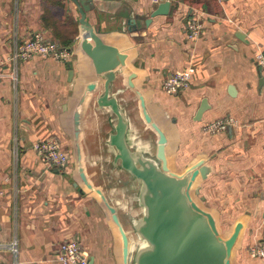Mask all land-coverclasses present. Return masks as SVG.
<instances>
[{
	"label": "crops",
	"instance_id": "obj_1",
	"mask_svg": "<svg viewBox=\"0 0 264 264\" xmlns=\"http://www.w3.org/2000/svg\"><path fill=\"white\" fill-rule=\"evenodd\" d=\"M167 13L144 18L153 0H106L105 11H88L105 39L127 53L134 81L166 131L174 168L204 158L210 171L199 194L230 229L244 231L236 264H264L249 251L264 230V70L254 58L264 49V0H170ZM141 15L128 30L124 11ZM79 11L73 0H0V58L17 39L42 31L72 47L69 60L36 55L16 66L5 61L0 75V264H59L58 244L78 239L89 264H119L117 234L104 207L84 190L74 167L73 113L88 126L89 109L79 104L95 80L91 58L81 46ZM201 24L189 36L187 22ZM189 65L188 86L163 88L170 72ZM203 98L208 107L195 114ZM229 119L215 132L205 125ZM56 138L70 153L66 166L49 162L34 148ZM15 245V247H14Z\"/></svg>",
	"mask_w": 264,
	"mask_h": 264
},
{
	"label": "water",
	"instance_id": "obj_2",
	"mask_svg": "<svg viewBox=\"0 0 264 264\" xmlns=\"http://www.w3.org/2000/svg\"><path fill=\"white\" fill-rule=\"evenodd\" d=\"M105 1L73 0L81 46L95 70L79 98L89 109L84 131L80 109L73 113V155L82 188L94 194L119 232V264H236L244 221L221 232L217 211L199 194V181L210 171L204 158L173 167L172 144L134 81L127 53L86 17L88 11H105ZM170 5L159 2L145 23ZM121 14L128 30L142 26L140 14ZM208 105L203 98L194 118Z\"/></svg>",
	"mask_w": 264,
	"mask_h": 264
},
{
	"label": "built area",
	"instance_id": "obj_3",
	"mask_svg": "<svg viewBox=\"0 0 264 264\" xmlns=\"http://www.w3.org/2000/svg\"><path fill=\"white\" fill-rule=\"evenodd\" d=\"M158 3L164 0H153ZM201 24L192 19L187 22V32L189 36L197 35L200 32ZM73 50L70 46L58 41L49 39L42 31H33L27 37L17 39L12 52L6 58H0L1 68L5 61L16 66L20 60H27L36 55L52 56L60 60H69ZM254 58L264 70V49H258ZM194 67L189 65L185 68L170 72L163 81V88L169 93H176L180 89L189 85ZM229 119H217L205 125V129L215 132L224 129L229 123ZM34 148L49 162L57 166H66L70 162V153L56 138L42 139L33 144ZM15 247V245H14ZM250 250L254 254L264 256V245L255 244ZM56 258L59 264H89V257L81 242L73 237L65 238L58 244Z\"/></svg>",
	"mask_w": 264,
	"mask_h": 264
},
{
	"label": "rangeland",
	"instance_id": "obj_4",
	"mask_svg": "<svg viewBox=\"0 0 264 264\" xmlns=\"http://www.w3.org/2000/svg\"><path fill=\"white\" fill-rule=\"evenodd\" d=\"M263 217H264V214H263ZM220 228H221V232H222V233H225V232L228 230V228L226 229L224 226H222V224H220ZM260 236H261V239H262V240H258V241H256V242H254L253 244H250L248 247H249V251L251 252V254H253V255H255V256H258V257H264V256H261V255H258V254H254V253L250 250L251 246H253V245H255V244H261V245H264V230L262 231V234H261Z\"/></svg>",
	"mask_w": 264,
	"mask_h": 264
},
{
	"label": "bare ground",
	"instance_id": "obj_5",
	"mask_svg": "<svg viewBox=\"0 0 264 264\" xmlns=\"http://www.w3.org/2000/svg\"><path fill=\"white\" fill-rule=\"evenodd\" d=\"M168 148H169V151H170V147H169V145H168ZM115 229H116V232H117L118 240L120 241L121 237H120V235H119V232H118L117 228H115Z\"/></svg>",
	"mask_w": 264,
	"mask_h": 264
},
{
	"label": "trees",
	"instance_id": "obj_6",
	"mask_svg": "<svg viewBox=\"0 0 264 264\" xmlns=\"http://www.w3.org/2000/svg\"><path fill=\"white\" fill-rule=\"evenodd\" d=\"M71 47V46H70ZM72 48V47H71Z\"/></svg>",
	"mask_w": 264,
	"mask_h": 264
}]
</instances>
